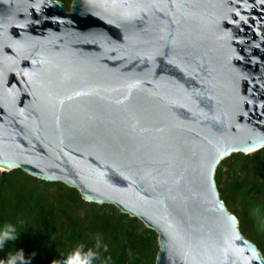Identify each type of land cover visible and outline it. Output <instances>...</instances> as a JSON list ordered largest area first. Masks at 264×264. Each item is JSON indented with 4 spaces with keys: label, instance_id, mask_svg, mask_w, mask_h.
Listing matches in <instances>:
<instances>
[{
    "label": "water",
    "instance_id": "obj_1",
    "mask_svg": "<svg viewBox=\"0 0 264 264\" xmlns=\"http://www.w3.org/2000/svg\"><path fill=\"white\" fill-rule=\"evenodd\" d=\"M261 26L264 0H0V169L138 217L156 264H264L215 180L264 147Z\"/></svg>",
    "mask_w": 264,
    "mask_h": 264
},
{
    "label": "trees",
    "instance_id": "obj_2",
    "mask_svg": "<svg viewBox=\"0 0 264 264\" xmlns=\"http://www.w3.org/2000/svg\"><path fill=\"white\" fill-rule=\"evenodd\" d=\"M60 1L71 8L73 0ZM215 180L242 234L264 256V147L223 159ZM5 223L15 225L19 235L0 248V259L23 249L31 264H52L78 245L91 247L98 236L108 245L107 264H156L160 249L158 233L138 217L113 204L88 202L78 189L22 169L0 170V228Z\"/></svg>",
    "mask_w": 264,
    "mask_h": 264
},
{
    "label": "clouds",
    "instance_id": "obj_3",
    "mask_svg": "<svg viewBox=\"0 0 264 264\" xmlns=\"http://www.w3.org/2000/svg\"><path fill=\"white\" fill-rule=\"evenodd\" d=\"M19 233L15 225L5 223L0 228V248H3L8 241L15 240ZM108 251V245L103 244L99 236L96 238L91 247H85L83 244L78 245L75 249L63 255L62 260H54L52 264H107L110 257H103V253ZM35 255V253H33ZM103 257V259H102ZM0 264H31V258H26L23 249L10 252L6 259H0Z\"/></svg>",
    "mask_w": 264,
    "mask_h": 264
},
{
    "label": "flooded vegetation",
    "instance_id": "obj_4",
    "mask_svg": "<svg viewBox=\"0 0 264 264\" xmlns=\"http://www.w3.org/2000/svg\"><path fill=\"white\" fill-rule=\"evenodd\" d=\"M260 32H262V35H264V26H261ZM255 40H258V37L256 36ZM258 51L259 53H264V40H261L259 43H256L255 46H253V51Z\"/></svg>",
    "mask_w": 264,
    "mask_h": 264
},
{
    "label": "rangeland",
    "instance_id": "obj_5",
    "mask_svg": "<svg viewBox=\"0 0 264 264\" xmlns=\"http://www.w3.org/2000/svg\"><path fill=\"white\" fill-rule=\"evenodd\" d=\"M1 170V169H0ZM1 171H3V170H1Z\"/></svg>",
    "mask_w": 264,
    "mask_h": 264
}]
</instances>
